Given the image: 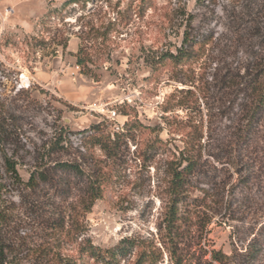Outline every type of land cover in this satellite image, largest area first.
<instances>
[{
  "label": "rangeland",
  "instance_id": "1",
  "mask_svg": "<svg viewBox=\"0 0 264 264\" xmlns=\"http://www.w3.org/2000/svg\"><path fill=\"white\" fill-rule=\"evenodd\" d=\"M64 1L0 0V264H105L84 249L160 245L188 155L184 264H219L210 249L264 264V111L247 125L264 0ZM185 35L193 56L163 59ZM156 264H171L164 250Z\"/></svg>",
  "mask_w": 264,
  "mask_h": 264
},
{
  "label": "trees",
  "instance_id": "2",
  "mask_svg": "<svg viewBox=\"0 0 264 264\" xmlns=\"http://www.w3.org/2000/svg\"><path fill=\"white\" fill-rule=\"evenodd\" d=\"M77 1L78 0H66L63 5L76 3ZM199 45V39H191L185 35L182 38L181 46L178 47L176 52H168L164 54L162 58L168 59L174 64L182 63L193 56L195 52L194 46ZM249 95L250 102L247 107V125L253 126L258 123L260 114L264 111V72L261 74L259 80L252 83ZM97 142H99V139H97ZM4 162L6 170L10 175L18 178L15 164L10 161L6 155H4ZM57 164L60 170L79 172L78 167L70 162L63 161ZM196 165L197 161L192 156L188 155L182 157V161L178 166L172 169L169 186L170 200L165 215L158 226L160 245H158L157 241L154 239H141L139 241H134L133 239L123 238L116 244V246L113 248H107L104 251L93 246H89L84 250L88 252L89 256L92 258L101 260L105 264H114L113 262H115L118 256L125 255L134 247L138 248L135 264H156L162 258V252L164 250L169 257L171 264H184L185 256L181 252L180 244L182 243V237L186 231L185 224L188 219L181 213L180 206L185 200V193L188 190V186L191 184V177L194 174ZM32 180L33 175L30 176L28 183H31ZM3 186V183L0 182V191ZM93 197H96V194ZM2 218L3 214L0 209V220ZM253 250L255 249H251L250 251L254 255ZM206 253H209L210 262L226 264L228 256L221 250L210 249L209 251H206L205 254Z\"/></svg>",
  "mask_w": 264,
  "mask_h": 264
},
{
  "label": "built area",
  "instance_id": "3",
  "mask_svg": "<svg viewBox=\"0 0 264 264\" xmlns=\"http://www.w3.org/2000/svg\"><path fill=\"white\" fill-rule=\"evenodd\" d=\"M9 12H10V8H9V7H6V8L3 9L2 12H0V14H1V15H6V16H7V14H8ZM111 114H112V116L115 115V111H112Z\"/></svg>",
  "mask_w": 264,
  "mask_h": 264
}]
</instances>
